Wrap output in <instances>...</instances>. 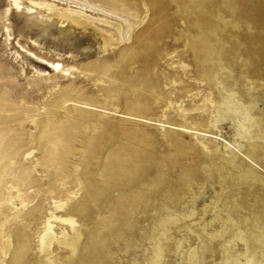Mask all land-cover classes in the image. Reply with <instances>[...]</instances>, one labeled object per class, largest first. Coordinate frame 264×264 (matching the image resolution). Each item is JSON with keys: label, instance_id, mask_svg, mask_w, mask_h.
<instances>
[{"label": "rangeland", "instance_id": "rangeland-1", "mask_svg": "<svg viewBox=\"0 0 264 264\" xmlns=\"http://www.w3.org/2000/svg\"><path fill=\"white\" fill-rule=\"evenodd\" d=\"M73 12L91 25H73L67 20ZM263 13L264 0H0V104L11 108L0 109V128L13 118L9 125L22 130L27 143L24 155L0 156V264L24 252L37 258L44 218L33 209L19 211L22 205L10 199L25 198L17 185L28 194L46 190L52 158L29 141L74 122L72 107L86 118L65 156L74 174L55 179L64 203L104 188V163L116 162L103 137L97 160L91 156V164L79 167L94 125L132 130L131 144L154 159L150 214L147 206L131 212L134 245L113 254L114 264H264ZM109 35L111 47L104 42ZM97 65L104 74L89 70ZM68 86L96 102L88 108L71 103L61 93ZM231 94L249 109L248 129L234 103L214 128L218 107ZM181 148L195 179L179 198L161 181L153 183L166 165L182 173ZM23 173L26 182L19 180ZM52 201L39 193L28 206L40 205L48 216L61 210L54 211ZM110 205L111 198L99 215ZM53 224L59 234L60 224ZM55 248L49 258L63 264L64 251Z\"/></svg>", "mask_w": 264, "mask_h": 264}, {"label": "bare ground", "instance_id": "bare-ground-1", "mask_svg": "<svg viewBox=\"0 0 264 264\" xmlns=\"http://www.w3.org/2000/svg\"><path fill=\"white\" fill-rule=\"evenodd\" d=\"M223 10L224 9H222V11ZM68 19L73 25L81 26L83 29L91 25L80 12H73L67 20ZM113 41L110 35L104 37L105 44L107 43L110 47L111 45L113 46ZM107 48H109V46ZM102 68L103 66L97 65L91 66L89 70L94 71L99 69V72L104 74ZM137 80H139L141 89L147 87L145 79ZM115 92L117 93L118 90L115 89ZM61 93L69 96V101L71 103H82L87 106V108L89 107L88 105H92L93 102H96V100H92L89 95L76 87H65ZM140 98L142 101L145 99H143L142 93H140V97L137 99ZM135 100L136 99H132L129 105L131 106ZM235 100L232 94L228 95L224 103L218 107L214 128H216L217 123L223 122L229 115L228 106L230 103H234L240 107L239 113L247 121L246 128L248 129L250 127L251 119L249 109L242 107ZM6 101L9 100L6 99L5 102ZM207 101L212 104L209 99ZM2 108L4 111H11L10 107L0 104V109ZM71 110V114L76 117L74 122L60 124L55 130L47 129V134L39 135L38 139L29 137L31 138L29 141L30 144L36 143L37 146L43 147L44 155L52 158V162L49 166L51 172L48 174L47 187L45 191L37 187L33 191L35 194H28L27 190L22 185H17L16 189L21 191L18 193L24 195L25 198L19 199L12 197L10 203L22 205V207H19V211H25L24 208H26L28 213L33 209L35 212L39 213L38 218H44V221L43 227L37 235V258L33 261L29 259L28 253L20 252L22 254H19L18 252L19 256L16 257V259H10L8 264H43L45 258L48 264H53L49 257L54 252L55 247L64 251L65 256L63 257V264H114V260L111 257L113 254H116L117 251L121 249L127 252L128 248L134 245L132 237L134 223L130 220L131 212L141 211L147 206L146 214H150L149 203H151V201L153 203L154 200V194L152 193L153 188L151 185L154 159L145 150L146 148L139 151L136 145L131 144L136 135L132 130L127 129L122 131L119 129H111L106 132L104 123H102L101 129L96 128L97 125H94V128L91 130L92 133L85 135L84 148L79 167L81 168L91 164L92 162H88L91 156L97 160V158H95L96 154L100 153L103 148L101 143L102 138L104 137L105 139L108 137L109 141L107 143V148H112L116 152L117 157L114 164H109L107 161L104 163L103 170H105V175L103 182L105 187L101 189L93 188L73 203H71V197L66 198L65 203L63 202L62 191H58L55 179L62 175L68 178V176L74 174V172L71 173L68 169L65 156L70 153L72 143L77 139V135L75 136L74 132L77 131L78 128L80 129L83 127L81 121L83 122V119L86 118V114L83 110H79L75 107H72ZM6 121L7 122L3 123L4 126L0 128V156H14L17 152H22L23 154V152H26V150L24 151V147H26L25 145L27 143L23 138L22 130L13 128L9 125V122L13 121V118L8 117ZM240 131L241 134H245L242 127ZM121 141L127 143L124 148L120 145ZM181 146L183 147L182 144ZM32 151H34V149H32ZM182 153L181 148L178 153V163H181L184 168L182 169V173L177 174L172 168L170 169L166 165L161 173V179H156L153 183V185L156 183L160 184L161 181L167 188V194L179 198L185 195L186 186L195 179L194 171L192 173L187 169L188 164L186 162L190 160V158L182 156ZM30 154L31 152L27 153L26 156ZM169 165H171V162H169ZM19 177L21 182H26L28 180V176L24 173L19 175ZM67 180L72 182L71 179ZM61 185H65V183ZM38 186H40V184ZM39 193L46 194V199L54 201H52L53 204L51 202L54 211L61 210L56 214L48 210L51 213L47 216L44 215L42 206L37 204L28 206ZM56 198L59 200H55ZM110 198L111 205L107 214L100 216L99 212L101 208ZM68 202H70L69 206H67ZM53 223L60 224L61 232L59 234L54 231ZM80 223L85 229L79 226ZM23 225L24 223H21L17 230ZM66 227L69 228V231H66ZM14 252L16 253V251ZM43 257L45 258L43 259ZM1 258L2 254L0 253V261Z\"/></svg>", "mask_w": 264, "mask_h": 264}]
</instances>
